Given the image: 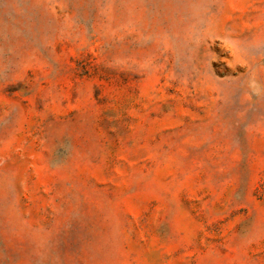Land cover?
<instances>
[{
    "label": "rangeland",
    "instance_id": "1",
    "mask_svg": "<svg viewBox=\"0 0 264 264\" xmlns=\"http://www.w3.org/2000/svg\"><path fill=\"white\" fill-rule=\"evenodd\" d=\"M0 264H264V0H0Z\"/></svg>",
    "mask_w": 264,
    "mask_h": 264
}]
</instances>
